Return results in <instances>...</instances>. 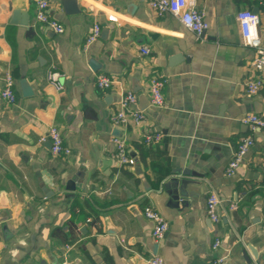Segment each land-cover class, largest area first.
Here are the masks:
<instances>
[{
  "label": "crops",
  "instance_id": "0c3cea01",
  "mask_svg": "<svg viewBox=\"0 0 264 264\" xmlns=\"http://www.w3.org/2000/svg\"><path fill=\"white\" fill-rule=\"evenodd\" d=\"M37 1L0 0V218L8 216L0 221V264H146L154 254L167 264H250L245 252L253 264L264 262V128L253 132L242 121L264 115V83L256 94L246 89L264 79V69L255 68L237 19L239 10L258 8L264 37V0H195L210 24L203 34L148 0H77L79 12L48 0L65 27L58 33L36 19ZM15 10L28 14L29 25L13 22ZM95 23L100 36L87 43ZM50 71L59 72L62 88ZM8 73L15 103L1 96ZM101 73L116 83L99 88ZM23 77L32 95L24 94ZM154 77L164 79L163 106L150 104ZM128 91L139 95L140 108V95L149 98L146 118L116 126L111 117ZM52 124L70 153L52 154ZM147 133L162 137L148 143ZM248 134L255 143L228 173ZM115 136L134 164L119 163ZM185 168L196 174L176 201L168 183ZM211 192L221 198L218 222L207 212ZM147 203L169 223L160 241Z\"/></svg>",
  "mask_w": 264,
  "mask_h": 264
},
{
  "label": "built area",
  "instance_id": "2783aa9c",
  "mask_svg": "<svg viewBox=\"0 0 264 264\" xmlns=\"http://www.w3.org/2000/svg\"><path fill=\"white\" fill-rule=\"evenodd\" d=\"M149 5L154 8L159 14L167 12L180 18L182 23L190 30L200 34L209 28V21L206 19L203 11L197 8L195 0H148ZM48 0H38L36 8V19L42 22L55 32L61 33L65 30L62 23L57 21L48 11ZM237 19L240 25L241 42L252 48L255 52L253 64L259 71L264 69V37L259 30L260 15L251 8L241 9L237 12ZM101 26L95 23L93 30L88 36L87 43L93 42L100 36ZM145 52H149V48L144 49ZM60 74L57 71L49 72V81L57 88H62L63 84L60 81ZM116 83L115 78H112L106 74H99L96 78V84L101 89L111 88ZM264 79L261 76L249 80L246 84V89L250 94H256L263 86ZM1 96L9 103H15L17 100V93L15 91V79L8 73L4 77V85L1 89ZM150 104L155 106H163L165 104L164 94V79L160 77H154L152 79ZM133 119L136 123H141L145 120V110L139 107V95L133 91H128L123 95L120 100V106L118 110L113 113L111 119L114 125H126L130 119ZM242 121L248 124L253 132L259 128H264V115L259 113L246 114ZM162 137L161 133L145 135V141L148 143L158 142ZM47 138L51 140V151L53 155L61 153H70L64 143V137L61 129L52 124L49 126ZM114 143L116 145L115 156L120 164L128 165L134 164L136 158L129 153L127 143L124 138L115 136ZM255 143L253 134H248L241 137L234 156L227 165V172L234 173L239 167L240 163L244 159L246 153ZM221 204V198L217 192H211L207 198V212L211 219L218 222L222 219V215L219 212ZM234 207V206H232ZM144 213L147 218L153 221L152 236L155 240L160 241L164 238L169 223L165 216H163L152 204L147 203L144 206ZM221 243V239L217 238L215 246ZM60 264H69L67 259H64ZM146 264H167L161 255L154 254L146 258ZM261 264H264L262 262Z\"/></svg>",
  "mask_w": 264,
  "mask_h": 264
},
{
  "label": "water",
  "instance_id": "95a60500",
  "mask_svg": "<svg viewBox=\"0 0 264 264\" xmlns=\"http://www.w3.org/2000/svg\"><path fill=\"white\" fill-rule=\"evenodd\" d=\"M63 4H64L65 10L67 12H79L80 11V8H79L78 1L77 0H63ZM253 10L255 12H258L259 11L258 8H254ZM20 13H23V16L19 18V16H20L19 14ZM14 14L15 15H14V18H13V22H16V23L19 22L22 25H29V16H28L27 13H25L22 10L21 11L15 10ZM203 32H202V34H203ZM91 64L95 68H97L99 66L98 62L95 59H92L91 60ZM21 86L23 88V91H24V94L25 95H32L33 94V88L29 84L28 80L25 77H23L21 79ZM140 89H141V87L139 86V87L135 88L134 90L135 91H138ZM148 105H149V98L145 94H141L140 95V106H141V108L144 109ZM256 111H259V105H257V104H256ZM51 145H52V142H51V140H49V147L50 148H51ZM179 172H180V170H179ZM182 174L184 175L182 178H177V177L172 178L171 181L168 183V185L173 184V186H174V188L172 189L171 193H172L173 198L176 201H178L179 199H180L179 201H181L182 200V197L183 196H186L188 194V192H187V186H188L189 183H192L194 181L191 178H189L188 175H190V174L195 175L196 173L194 171H192V170H189L188 168H185L182 171ZM40 184H41L44 192L48 196L51 195L49 187L46 186L43 181H41ZM75 187L76 186L74 184V180H69V182L67 183V188H69V189H75ZM7 218H8L7 214H3V217L0 218V221H4ZM4 229L6 231L8 230L6 225H4ZM156 245L157 244L154 245L155 248H156ZM225 245H227V242H226ZM251 250H253V249H251ZM253 254H254L255 258H258L259 257V255L257 254V252L255 250H253ZM245 258H246V260H247L248 263L253 264L252 263V258L249 256V254L247 252H245Z\"/></svg>",
  "mask_w": 264,
  "mask_h": 264
}]
</instances>
